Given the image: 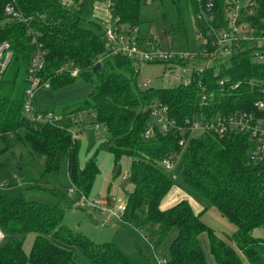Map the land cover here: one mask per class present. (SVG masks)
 Listing matches in <instances>:
<instances>
[{"label": "trees", "instance_id": "obj_1", "mask_svg": "<svg viewBox=\"0 0 264 264\" xmlns=\"http://www.w3.org/2000/svg\"><path fill=\"white\" fill-rule=\"evenodd\" d=\"M109 1L115 18L129 28H139L141 9L147 0ZM213 1L216 12L224 18L229 11L228 0ZM256 1L255 15L248 20L261 27L264 0ZM5 2L0 0V43H9L12 56L0 78V138L23 131L22 140L30 151L45 157L46 174H57L67 159V174L76 195L75 201L61 198L67 207H76L82 197L89 196L99 169L95 158L80 169V142L72 141L65 130L72 126L34 124L24 116L28 69L39 45L44 51V67L38 75V87L49 83L52 88H60L77 80L88 83L91 92L85 106L64 115L76 118L85 114L103 126L112 138L108 151L116 166L124 156L131 159L129 179L133 189L127 194L119 223L144 228L149 249L135 246L129 256L111 242L95 243L63 225L64 210L60 206L0 195V232L4 237L0 264H159L156 250L162 245L167 248L164 264H208L199 242L203 234L208 237L215 264H241L236 250L213 234L188 201L160 208L175 186L161 163L169 158L173 162L179 156L183 159V184L235 227L237 248L249 264H264L260 255L263 243L252 236L254 229L264 228V165L251 158V138L235 132L223 137L191 130L162 133L152 123L149 112L143 111L154 101L164 104L169 118L182 128L194 120L251 113L254 103L264 95V63L253 62L250 51L245 50L210 68L201 77L207 87L206 102L201 101L197 82L187 87L142 90L138 83L139 64L121 55L107 54L96 32L82 27V7L66 9L59 0H16L22 21L13 22L4 15ZM159 2L164 8L165 32L177 41L175 48L192 46L190 23L205 32V25L195 20V0ZM220 24L224 26L225 22L213 23L214 27ZM98 64L100 68L94 71ZM72 70L78 72L74 77ZM220 80H224L222 86L218 84ZM149 128L153 133L146 138ZM180 139L184 140L183 147L178 144ZM173 231L175 237L166 244ZM29 233L35 234V241L26 255L23 244Z\"/></svg>", "mask_w": 264, "mask_h": 264}, {"label": "rangeland", "instance_id": "obj_2", "mask_svg": "<svg viewBox=\"0 0 264 264\" xmlns=\"http://www.w3.org/2000/svg\"><path fill=\"white\" fill-rule=\"evenodd\" d=\"M108 5L107 0H84L81 6L82 27L93 29L102 42L105 41L103 33ZM163 10V5L160 4L159 0H151L144 4L140 13L139 29L141 35L157 34L165 44L176 47L177 41L173 35L165 32L167 27L162 17ZM191 20L190 18V22ZM190 25L191 44H194V28L193 24L190 23ZM193 44L187 49H194ZM182 47L186 48V46ZM137 68L139 69L138 83L142 90L147 88L173 89L180 84L178 79H172L171 73L165 71L163 64L143 63ZM182 78H186L185 73H183ZM90 92L91 86L82 80H77L60 88H52L47 83L34 90L31 107L37 113H54L63 119L64 114L68 111L73 112L83 108L84 103L89 99ZM62 123L71 125L73 129L79 131L80 169H84L91 159H96L99 175L87 197V201L91 204L107 201L110 208L115 211L116 201L126 203L127 194L131 193L133 189L129 179L131 159L124 156L116 166L113 155L108 151L112 145V138L103 126H99L95 130L96 124L85 114H81L79 120L71 117ZM23 137L24 132L20 131L16 136L0 138V195L14 198L22 197L25 201L39 202L51 207L60 206L64 210L63 225L82 233L95 243L111 242L129 256L135 252V246L149 249L148 244L143 240L146 232L144 228L140 230L136 224L125 227L112 217L99 215L90 206L80 207L79 202L76 207H67L64 199H61L64 198L63 196L70 201L76 200L74 192L70 193L71 184L67 174V159L64 160L57 174H46L44 172L45 157L32 153L23 142ZM172 164L173 169L167 171V174L175 186L164 199L165 202L170 203L174 200L176 202L183 199L191 203L195 211H199L201 220L213 234L236 250L241 257V264H249L237 248L234 238L235 227L223 218L214 207L209 206L205 201H199L195 197L196 195H193L194 192L183 184L180 177L183 164L182 157H177ZM3 186L6 188H1ZM194 202L197 203L198 207H195ZM150 228L156 230L157 227ZM175 235L176 231H173L167 238L166 244H169ZM252 236L263 243L260 255L264 263V228L254 229ZM24 238L23 250L26 255H29L35 241V234L29 233ZM199 242L207 263L215 264L209 251L207 235H201ZM1 243H4L2 239L0 240ZM166 255L167 248L165 245L157 248L156 257L159 261H163Z\"/></svg>", "mask_w": 264, "mask_h": 264}, {"label": "built area", "instance_id": "obj_3", "mask_svg": "<svg viewBox=\"0 0 264 264\" xmlns=\"http://www.w3.org/2000/svg\"><path fill=\"white\" fill-rule=\"evenodd\" d=\"M151 0H147L150 2ZM62 7L66 9H79L82 0H59ZM229 11L227 15H219L214 7L213 0H195V20L205 25V32L195 28L194 49H178L174 46L165 44L157 34L141 35L138 27L129 28L121 23L119 18L112 14L111 2L107 0L108 11L107 19L104 23L105 30L104 46L107 54L112 56L121 55L136 63L158 62L164 65L165 71L171 73L172 79H178L179 85L187 87L193 82H197L200 90L201 101L206 102V84L201 80L210 68L218 67L227 57L237 52L250 51L251 60L255 63H264V18L260 20V25L248 20L255 15L258 6L256 0H228ZM4 15L11 21H22V16L17 8L16 0H6L3 7ZM220 17V18H219ZM224 21L225 25L214 27L215 21ZM38 48L31 56V63L28 69V88L25 91L23 112L26 119L34 124H50L59 128H64L62 118L54 113H37L31 107V99L34 90L39 85V74L44 67V51ZM12 56L10 45L4 41L0 43V78L7 67ZM77 70H72L71 75H77ZM186 74V78L183 77ZM147 83H149L147 81ZM219 85L224 84V80L218 81ZM143 111L150 114L151 121L158 126L162 133H167L171 129L185 132L191 130L196 132H210L218 137L235 132L248 135L253 143L251 158L257 163L264 165V95L254 103V111L251 113L236 112L226 117L215 118L212 120L199 119L189 122V127L182 128L168 116V107L157 101L145 106ZM75 118V117H74ZM79 120V117H76ZM99 125H95V130ZM71 136L72 141L79 140V131L73 127L65 128ZM153 133L149 128L145 137L148 138ZM179 146H184V140H179ZM172 160L165 159L161 167L170 171L173 168ZM75 189L71 187L70 193ZM88 199L82 197L79 201L80 207L90 206L99 211L102 216L112 217L120 221L125 212V203L117 200L115 211L110 208L107 201L91 204ZM1 233V232H0ZM3 239L1 233L0 240ZM147 242V239L143 237ZM150 248L151 245H150ZM164 264L165 260L158 261Z\"/></svg>", "mask_w": 264, "mask_h": 264}, {"label": "crops", "instance_id": "obj_4", "mask_svg": "<svg viewBox=\"0 0 264 264\" xmlns=\"http://www.w3.org/2000/svg\"><path fill=\"white\" fill-rule=\"evenodd\" d=\"M193 28H194V32H195V27L193 26ZM80 116V115H79ZM78 116V117H79ZM71 117H75V116H73V115H68V114H66L65 116H64V120L65 119H70ZM64 120H62V122L64 121ZM96 133H98V131H96ZM1 188H6V186H3V187H1ZM177 200V199H176ZM181 200H183V199H181ZM181 200H179V201H181ZM179 201H176L175 202V200L174 201H172V202H165V200H164V202L162 203V205H160V208L162 209V210H165V209H168V208H170V207H172V206H174L176 203H178ZM173 202H175V203H173ZM195 203V207H198V205H197V203L196 202H194ZM190 205L192 206V208H193V205L190 203ZM193 210H194V212L195 213H198L199 211H195V209L193 208ZM201 211V210H200ZM95 212H97L99 215H101L100 213H99V211H97V210H95ZM102 216V215H101ZM3 242H4V237H3Z\"/></svg>", "mask_w": 264, "mask_h": 264}, {"label": "water", "instance_id": "obj_5", "mask_svg": "<svg viewBox=\"0 0 264 264\" xmlns=\"http://www.w3.org/2000/svg\"><path fill=\"white\" fill-rule=\"evenodd\" d=\"M100 68V64H98L95 68L94 71L98 70Z\"/></svg>", "mask_w": 264, "mask_h": 264}, {"label": "bare ground", "instance_id": "obj_6", "mask_svg": "<svg viewBox=\"0 0 264 264\" xmlns=\"http://www.w3.org/2000/svg\"><path fill=\"white\" fill-rule=\"evenodd\" d=\"M0 236H1V233H0Z\"/></svg>", "mask_w": 264, "mask_h": 264}]
</instances>
